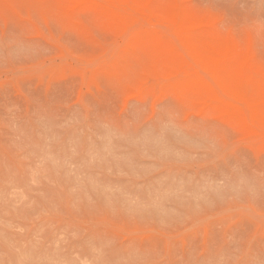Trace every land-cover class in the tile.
<instances>
[{
    "label": "rangeland",
    "instance_id": "374dc122",
    "mask_svg": "<svg viewBox=\"0 0 264 264\" xmlns=\"http://www.w3.org/2000/svg\"><path fill=\"white\" fill-rule=\"evenodd\" d=\"M257 101L264 0H0V264H264Z\"/></svg>",
    "mask_w": 264,
    "mask_h": 264
},
{
    "label": "bare ground",
    "instance_id": "6f19581e",
    "mask_svg": "<svg viewBox=\"0 0 264 264\" xmlns=\"http://www.w3.org/2000/svg\"><path fill=\"white\" fill-rule=\"evenodd\" d=\"M102 2V1H101ZM129 7V6H128ZM130 8V7H129ZM139 15V14H138ZM145 16V18L147 17L146 15H144ZM141 16H139V19H141L140 18ZM143 21V20H142ZM149 21V20H148ZM138 22H139V20H138ZM145 23V22H144ZM152 23H150L149 25H151ZM157 25H159V23H156V25L155 26H157ZM154 26V25H153ZM159 26H161V25H159ZM159 26H157V27H159ZM162 26H164L163 24H162ZM131 27H133V25L131 26ZM164 28V27H163ZM167 28H168V26H167ZM169 32H172V31H169ZM168 33V32H167ZM183 35V34H182ZM172 37H174V36H172ZM208 37V36H207ZM210 37V36H209ZM218 37H219V35H218ZM221 38V37H220ZM209 39V38H208ZM123 40V39H122ZM151 40V39H150ZM175 41V40H174ZM211 41V40H210ZM216 41V40H215ZM213 43H214V41H213ZM219 44V43H218ZM233 44V43H232ZM119 45V44H118ZM179 46V45H178ZM226 46V45H225ZM203 47V46H202ZM205 47V46H204ZM218 47V46H217ZM166 48H168V47H166ZM219 48V47H218ZM221 48V47H220ZM223 48H224V46H223ZM223 48H221V49H223ZM225 49H226V47H225ZM239 49V48H238ZM181 50H183V49H181ZM224 50V49H223ZM222 50V51H223ZM232 50V49H231ZM235 50V49H234ZM240 50V49H239ZM230 51V50H229ZM238 51V50H237ZM241 51V50H240ZM184 52V51H183ZM202 52H204L203 50H202ZM224 52V51H223ZM232 52V51H231ZM231 52H229V54L231 53ZM185 53V52H184ZM237 53V52H236ZM241 53V52H240ZM239 54V53H238ZM243 54V53H242ZM203 55V54H202ZM235 56V55H234ZM238 56V55H237ZM233 57V56H232ZM232 57H230L232 60H233V58ZM240 57V56H239ZM226 58H229V57H226ZM237 58V57H236ZM189 59V58H188ZM230 59V60H231ZM191 60V59H190ZM94 62V61H93ZM229 65H231L230 63H229ZM226 66V65H225ZM196 67V66H195ZM257 67H259V66H257ZM197 68V67H196ZM190 69V68H189ZM198 69V68H197ZM174 70V69H173ZM199 70V69H198ZM160 71H161V69H160ZM235 72V71H234ZM206 73V72H205ZM178 74V73H177ZM180 74V73H179ZM178 74V75H179ZM183 74V73H182ZM195 74V73H194ZM202 74V73H201ZM211 76V75H210ZM256 75H254V77H255ZM205 78V77H204ZM155 80V79H154ZM157 80V79H156ZM214 81V80H213ZM160 82V81H159ZM212 82V81H211ZM181 83V82H180ZM215 83V82H214ZM160 84H162V83H160ZM249 84V83H248ZM247 84V85H248ZM206 87H207V85H206ZM229 92V91H228ZM218 95H219V93H218ZM221 96V95H220ZM224 97V96H223ZM226 98V97H225ZM229 99H232V98H230V97H228ZM227 98V99H228ZM233 101H235L234 99H233ZM239 105H240V103L239 102H237ZM225 104V103H224ZM242 104H244V103H242ZM256 104H264L263 102H261V101H257L256 102ZM226 105V104H225ZM241 106V105H240ZM243 106H245V105H243ZM230 108V107H229ZM242 108V107H241ZM244 109V108H243ZM245 111H246V113H247V110L246 109H244ZM244 116H245V113H244ZM245 117H247V116H245ZM248 119V118H247ZM247 121V120H246ZM248 122V121H247ZM250 122V121H249ZM252 125H254V124H252ZM255 126V125H254ZM258 128V127H257ZM260 130H262V129H260Z\"/></svg>",
    "mask_w": 264,
    "mask_h": 264
}]
</instances>
